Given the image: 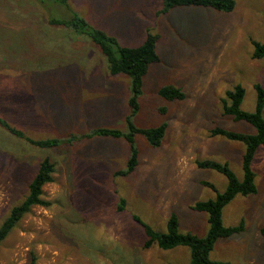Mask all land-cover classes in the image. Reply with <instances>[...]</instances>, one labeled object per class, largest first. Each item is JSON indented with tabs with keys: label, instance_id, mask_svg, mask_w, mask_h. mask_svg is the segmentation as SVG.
Wrapping results in <instances>:
<instances>
[{
	"label": "rangeland",
	"instance_id": "obj_1",
	"mask_svg": "<svg viewBox=\"0 0 264 264\" xmlns=\"http://www.w3.org/2000/svg\"><path fill=\"white\" fill-rule=\"evenodd\" d=\"M231 13L178 7L158 15L164 0H0V118L33 140L82 136L98 128L126 131L130 78L112 76L100 48L88 37L51 19L75 14L115 38L122 47L142 45L159 35L157 53L143 80L138 128L166 123V136L153 148L135 138L138 167L128 177L124 139H82L55 149H39L0 125V227L29 195L40 163L55 164L54 182L44 188L48 208L36 207L0 244V264H190V250L144 249L139 217L167 233L172 214L182 234L205 237L208 216L192 210L223 193L227 178L199 169L198 161L228 164L243 179L245 146L211 137L215 128L253 134L252 126L223 113L226 92L246 91L242 109L254 112L255 85L264 89V59L254 60L252 41L264 44V0H235ZM47 26L49 27L47 29ZM166 86L186 98L167 101ZM257 194L238 196L223 212L226 226L243 220L245 232L219 241L211 259L232 264H264V145L253 164ZM121 200L125 210L118 211Z\"/></svg>",
	"mask_w": 264,
	"mask_h": 264
},
{
	"label": "trees",
	"instance_id": "obj_2",
	"mask_svg": "<svg viewBox=\"0 0 264 264\" xmlns=\"http://www.w3.org/2000/svg\"><path fill=\"white\" fill-rule=\"evenodd\" d=\"M60 5L67 7L69 0H55ZM178 7H202L212 9L221 13H231L236 8L235 0H164V7L158 15H166L171 10ZM51 26H63L70 31L88 37L96 44L108 62L110 75H125L130 78L131 96L128 100L130 113L126 117V131L119 129L98 128L89 131L82 136H71L63 140L59 138H50L45 140H33L28 138L25 133L12 127L6 120L0 118V125L10 134L22 139L39 149H55L67 143L74 144L82 139L92 140L94 138H112L124 139L129 148V159L127 168L118 171L116 177H128L133 174L138 167V149L135 138L142 135L149 145L153 148H159L166 136V123L156 128L143 129L138 128L134 119L140 111L139 98L142 95V86L145 76L148 74L153 64L160 62L157 53V44L159 35L147 33L144 43L138 47H122L118 41L108 36L104 31L92 27L84 18L75 14L71 19L59 20L51 19ZM254 53L252 59H264V44L252 41ZM257 99L254 112H246L242 109L246 91L242 85H237L233 90L226 92V98L223 100V113L231 117L235 122H244L252 126L255 130L253 134L237 133L222 128H215L211 131V137H221L228 141L241 143L245 146V153L242 159L243 179L240 180L231 171L228 164H222L214 161H198L199 169L213 170L224 175L228 180V185L223 193H219L211 183L202 184L217 192L215 199L198 202L192 207V210L199 213H205L208 216L209 230L205 237H199L194 234H182L179 231V220L176 214H172L167 223V233L155 231L152 227L145 224L139 217L134 216V221L138 223L146 234L147 240L144 249H150L154 246L162 251H170L178 247H187L190 250V264H232L230 262L214 261L211 259V253L216 244L225 239L241 235L245 232V223L242 220L237 226H226L223 222V212L226 206L232 203L238 196H251L257 194L256 174L253 171V161L257 150L264 145V89L261 85H255ZM159 95L167 101L185 100V92L174 86L163 87ZM55 164L49 159H44L29 186L28 197L18 206L14 207L10 215L6 218L0 227V244L6 241L19 223L36 207L48 208L51 202L44 199V188L46 185L54 182ZM126 202L121 200L118 211L125 210ZM264 238V227L260 230ZM30 264H36L35 256L32 257Z\"/></svg>",
	"mask_w": 264,
	"mask_h": 264
},
{
	"label": "crops",
	"instance_id": "obj_3",
	"mask_svg": "<svg viewBox=\"0 0 264 264\" xmlns=\"http://www.w3.org/2000/svg\"><path fill=\"white\" fill-rule=\"evenodd\" d=\"M49 27L47 26V29H48Z\"/></svg>",
	"mask_w": 264,
	"mask_h": 264
}]
</instances>
